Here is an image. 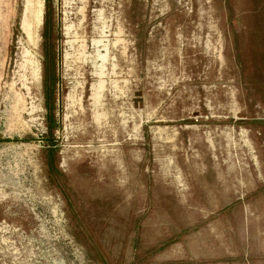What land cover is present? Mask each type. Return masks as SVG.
Returning a JSON list of instances; mask_svg holds the SVG:
<instances>
[{
	"label": "rangeland",
	"instance_id": "obj_1",
	"mask_svg": "<svg viewBox=\"0 0 264 264\" xmlns=\"http://www.w3.org/2000/svg\"><path fill=\"white\" fill-rule=\"evenodd\" d=\"M0 264H264V0H0Z\"/></svg>",
	"mask_w": 264,
	"mask_h": 264
}]
</instances>
